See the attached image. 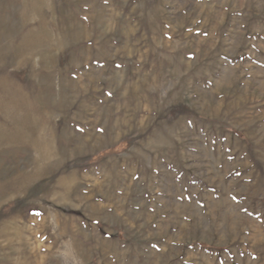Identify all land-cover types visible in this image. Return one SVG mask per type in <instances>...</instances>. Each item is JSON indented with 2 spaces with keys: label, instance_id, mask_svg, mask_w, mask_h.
<instances>
[{
  "label": "rangeland",
  "instance_id": "374dc122",
  "mask_svg": "<svg viewBox=\"0 0 264 264\" xmlns=\"http://www.w3.org/2000/svg\"><path fill=\"white\" fill-rule=\"evenodd\" d=\"M0 264H264V0H0Z\"/></svg>",
  "mask_w": 264,
  "mask_h": 264
}]
</instances>
